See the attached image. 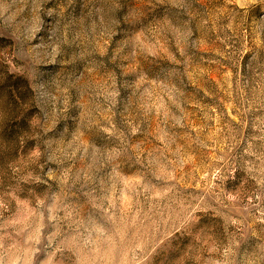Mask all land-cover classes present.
Segmentation results:
<instances>
[{"label":"rangeland","instance_id":"obj_1","mask_svg":"<svg viewBox=\"0 0 264 264\" xmlns=\"http://www.w3.org/2000/svg\"><path fill=\"white\" fill-rule=\"evenodd\" d=\"M0 264H264V0H0Z\"/></svg>","mask_w":264,"mask_h":264}]
</instances>
